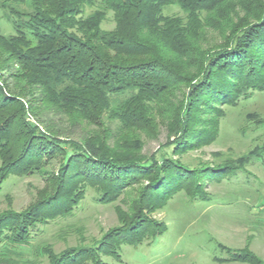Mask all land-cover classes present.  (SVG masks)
Wrapping results in <instances>:
<instances>
[{
    "label": "trees",
    "instance_id": "obj_1",
    "mask_svg": "<svg viewBox=\"0 0 264 264\" xmlns=\"http://www.w3.org/2000/svg\"><path fill=\"white\" fill-rule=\"evenodd\" d=\"M10 1L28 12L11 20L15 35L0 34V187L11 173L27 174L47 159L61 157L62 164L43 207L47 219L41 200L27 212L0 215V264L22 257L38 221L73 208L82 180L97 187L105 203L141 180L147 182L141 199L148 202L180 188L207 201L206 181L240 174L242 165L229 164L191 171L174 157L216 138L222 106L264 93V0H99L87 15L94 0ZM170 6L185 17L162 15ZM107 12L114 26L102 30ZM210 34L218 39L210 42ZM11 77L20 84L16 92ZM35 90L42 109L97 131L73 140L40 130L26 117L38 110L30 102ZM104 119L117 123L114 137L99 131ZM161 128L166 143L145 157L140 136L156 137ZM254 150L253 159L264 160V145ZM142 210L122 219L121 244L137 246L165 231ZM107 238L99 248L118 257L121 244ZM219 248L229 261L260 264L246 249ZM49 257L52 264L76 260Z\"/></svg>",
    "mask_w": 264,
    "mask_h": 264
},
{
    "label": "rangeland",
    "instance_id": "obj_2",
    "mask_svg": "<svg viewBox=\"0 0 264 264\" xmlns=\"http://www.w3.org/2000/svg\"><path fill=\"white\" fill-rule=\"evenodd\" d=\"M94 1L86 8V15L96 9L99 0ZM23 12H28L26 5L0 0L2 36L15 35L11 20ZM162 15L185 17L177 6L164 8ZM113 26V16L107 12L101 29L111 30ZM209 39L213 42L218 38L210 34ZM9 83L12 91L20 89L14 77ZM32 93L30 102L38 110L35 115L27 112L26 117L40 130L49 128L73 140L97 131L93 126L71 124L64 116L42 109L41 95L36 90ZM29 99L30 96H26L23 100ZM221 108L224 116L216 138L174 157L191 171L203 166L242 165L237 176L205 182L203 191L209 196L207 201L192 200L180 188L162 201L148 202L147 198L141 199L147 185L141 180L105 203L100 201L99 189L82 180L76 185L78 190L82 189V195L73 208L64 215L60 212L55 218L51 216L50 221H38L31 231L30 247L22 249V257L13 264H52L49 256L72 259L73 255L75 264H247L227 260L229 255L219 247L246 249L264 264V160L252 156L254 149L264 145V93H254L248 100L240 99L236 105ZM21 119L22 116L16 123ZM102 130L114 137L117 123L104 119L99 131ZM140 139L143 142L141 153L145 157L166 143L162 128L156 137L142 135ZM164 152L170 155L171 148ZM61 164L62 158L57 157L38 163L37 168L27 174L11 173L0 187V215L27 212L36 208L41 200V217L47 219L43 207L51 201ZM137 208L143 209L146 218L164 226L165 231L160 237L146 238L137 246L121 244L118 231L122 219H130ZM105 236L109 237L106 241L121 244L116 251L118 257L102 253L103 248L99 247Z\"/></svg>",
    "mask_w": 264,
    "mask_h": 264
}]
</instances>
